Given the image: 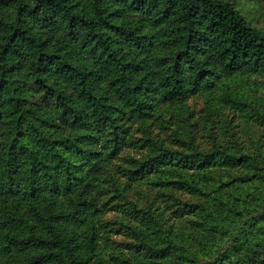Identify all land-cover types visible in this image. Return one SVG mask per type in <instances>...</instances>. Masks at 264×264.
I'll list each match as a JSON object with an SVG mask.
<instances>
[{
  "label": "trees",
  "instance_id": "trees-1",
  "mask_svg": "<svg viewBox=\"0 0 264 264\" xmlns=\"http://www.w3.org/2000/svg\"><path fill=\"white\" fill-rule=\"evenodd\" d=\"M241 5L0 0V264H264Z\"/></svg>",
  "mask_w": 264,
  "mask_h": 264
},
{
  "label": "rangeland",
  "instance_id": "rangeland-1",
  "mask_svg": "<svg viewBox=\"0 0 264 264\" xmlns=\"http://www.w3.org/2000/svg\"><path fill=\"white\" fill-rule=\"evenodd\" d=\"M238 2L242 4L244 13L252 23L264 30V2L257 0H238ZM189 103L193 106L196 116L203 110L205 104L202 98L192 99Z\"/></svg>",
  "mask_w": 264,
  "mask_h": 264
}]
</instances>
